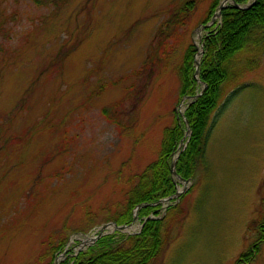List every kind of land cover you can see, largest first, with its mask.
Listing matches in <instances>:
<instances>
[{
	"label": "rangeland",
	"instance_id": "rangeland-1",
	"mask_svg": "<svg viewBox=\"0 0 264 264\" xmlns=\"http://www.w3.org/2000/svg\"><path fill=\"white\" fill-rule=\"evenodd\" d=\"M187 1L0 0V264H39L51 233L68 234L67 253L78 252L124 200L129 177L158 157L165 128L189 103L179 67L190 42L201 48L214 0H197L184 16ZM260 59L241 91L226 87L204 162L177 186L184 214L151 264H236L260 236ZM143 225L138 217L106 231L134 234ZM242 264H264V242Z\"/></svg>",
	"mask_w": 264,
	"mask_h": 264
},
{
	"label": "trees",
	"instance_id": "trees-1",
	"mask_svg": "<svg viewBox=\"0 0 264 264\" xmlns=\"http://www.w3.org/2000/svg\"><path fill=\"white\" fill-rule=\"evenodd\" d=\"M221 1H213L203 24L211 20ZM234 1L241 5L253 4L247 8H237L233 3H227L222 9L220 22L217 21L204 30L205 35L201 41L204 52L200 57L198 75L201 82L195 77V55L199 47L194 42H190L186 48L179 67L180 98L194 96L202 90L201 86H206L199 97L187 104L185 111L191 135L176 164L177 174L184 180L195 178L204 162L209 139L216 126L213 113L218 108L226 87L229 84L235 85L231 93L233 96L241 91L246 85L239 84V81L247 71L258 66L264 54V0ZM196 2L197 0H188L185 3L181 10L184 16L193 12ZM167 24L171 27L174 22L169 19ZM242 59H245L243 63ZM185 122L176 118L174 125L165 128L158 157L143 171L129 177L124 200L114 212L105 217L106 221H115L119 225L131 224L136 207L145 203L139 209V218L144 222L141 231L134 234L119 231L104 234L75 254L67 253L60 264H151L162 254L171 241V222L184 214L180 205L175 204L176 200H172L167 207L168 214L158 216L164 205L159 201L177 191L178 184L171 165L187 129ZM192 191L190 189L188 193L191 194ZM185 196H180L181 201ZM176 209L177 212L174 213ZM151 214H156L157 217L147 219ZM88 222L92 223L89 228L93 227L94 218L90 217ZM258 231L260 236L249 249L240 253L236 264L249 263L259 253L260 245L264 242V212L259 215ZM67 235L55 240L57 234L51 233L42 242L44 253L41 252L39 256V264H54L56 255L65 249ZM47 257L51 259L45 261Z\"/></svg>",
	"mask_w": 264,
	"mask_h": 264
},
{
	"label": "water",
	"instance_id": "water-1",
	"mask_svg": "<svg viewBox=\"0 0 264 264\" xmlns=\"http://www.w3.org/2000/svg\"><path fill=\"white\" fill-rule=\"evenodd\" d=\"M228 2H232L237 8H247L249 6H251L253 3H250V4H246V5H241V4H238L236 3L234 0H222L221 4L219 5L218 7V10L217 12H215V14L213 15L211 21L207 24H202L201 27L202 29H206L208 28L209 26H211L217 17H220L221 16V12H222V9L224 8V6L228 3ZM203 47H201L200 51L198 52V56H201L203 54ZM198 56L195 58V65L197 67L196 69V72H195V77L198 79L199 82H201V80L198 78V75H199V65H200V61L198 59ZM205 90V89H203ZM203 93V91H201L200 93L194 95V96H186V97H183L182 99V103L184 101V99L188 98L190 100H195L197 97H199L201 94ZM188 123V122H187ZM190 130H188L189 132ZM184 144V147L186 146V143L182 140L181 142V145ZM179 157V153L177 154L176 158L174 159L173 163H172V171H173V174L177 175V171H176V162H177V158ZM181 194V191L178 190L177 193L175 195H172L170 197H167L165 199H161L159 202H169L172 198H175V197H179ZM145 204H140L138 206V208L144 206ZM138 218V209L136 210V213H135V218L134 220H136ZM149 218H153V216H150ZM109 225H112L113 227L115 228H118V229H124L127 227V225H118L116 224L115 222H109V223H106L104 224L102 227H101V231L100 233L95 236L94 238L91 239V241H95L97 240L99 237H101L105 231V229L109 226ZM88 244L91 243V242H87ZM67 253V249L62 253V255H65ZM56 264H59V258H57V261H56Z\"/></svg>",
	"mask_w": 264,
	"mask_h": 264
},
{
	"label": "bare ground",
	"instance_id": "bare-ground-1",
	"mask_svg": "<svg viewBox=\"0 0 264 264\" xmlns=\"http://www.w3.org/2000/svg\"><path fill=\"white\" fill-rule=\"evenodd\" d=\"M178 119L181 121V120H185V114H184V112H180V115L178 116ZM187 125V129H186V132H185V134H188V133H190V131H191V128H190V126H189V122L186 124ZM188 130H190L189 132H188Z\"/></svg>",
	"mask_w": 264,
	"mask_h": 264
}]
</instances>
